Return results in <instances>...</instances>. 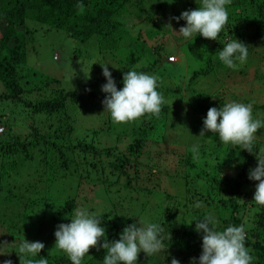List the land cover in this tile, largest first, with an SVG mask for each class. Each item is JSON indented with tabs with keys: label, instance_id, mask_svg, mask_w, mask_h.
Here are the masks:
<instances>
[{
	"label": "trees",
	"instance_id": "16d2710c",
	"mask_svg": "<svg viewBox=\"0 0 264 264\" xmlns=\"http://www.w3.org/2000/svg\"><path fill=\"white\" fill-rule=\"evenodd\" d=\"M78 5H83V12H80ZM200 5L201 0H0V105L2 107L11 105V110L13 106L21 105L30 109L32 113L43 114L44 117L41 120L43 125H29L24 136L12 133L5 138L0 136V223L5 231V236L0 238V246L6 242L2 238L18 241L12 245L6 242L4 247H0L3 248L0 253H4L0 254V264L8 259L12 264H23V259L20 261L17 256L20 255L18 246L23 239L30 242L40 241L45 245L39 255L31 259L38 260L41 256L48 259V264H71L66 254L54 246V232L58 224L71 222L73 209L78 203L69 194L61 200H58L61 198L58 196L65 193L63 189L71 181L81 184L78 175L82 174L85 168L101 172L103 175L105 171L113 174L116 177L113 180L114 184L120 181V185L124 182L128 186L132 181L146 178L145 175H148L151 178L149 180L154 181L155 186H158L159 179L166 178L168 172H160L156 163L160 162L158 160L161 151L157 150V147L161 143L160 136L166 130V124L175 123V120L170 118V100L171 96L180 90L178 87H170L158 81L157 91L165 100L159 116L146 115L136 121L133 126V140L118 154L112 147L100 148L94 142L86 140L62 144L60 141L63 136L73 130L71 117L67 114L68 100H71V103L76 102L78 97L82 100L83 96L78 91L53 90L56 80L49 76L43 78L44 75L41 74L38 83L33 87L27 88L21 83L25 74L19 73V69H22V65L26 62L28 35L31 32L29 21L38 23L48 30H62L78 43L93 42L99 54L103 53L102 56L106 59H115L120 64L118 69L109 68L112 77L121 80L120 88L123 87V75L141 60L143 65L134 70L146 74L152 73L161 59L172 65L180 61L181 57L170 51L160 55L168 45L185 44L186 48L195 43L207 52L204 66L192 71L188 86L195 78L208 75L214 71L216 64L222 63L218 53L233 39L248 45L247 60L252 67L256 66L260 60L257 56L264 52V0H231V3L226 5L229 13L228 23L215 41L204 39L199 35L194 40L185 39L178 30L185 26L186 22L171 18L179 17L181 12L195 9ZM157 21L160 25L164 24L169 30L171 29L175 36L177 35V39L170 32H166L165 26L158 28ZM146 44L150 45L148 47L152 56L150 52L138 51V48L144 50ZM249 47L252 49L249 50ZM169 56H174L175 60L169 61ZM99 79H105L102 72L96 78ZM94 85L95 82L83 83V94L96 101L99 97L92 90ZM38 87L45 88L49 94L37 100L24 98L26 93L39 89ZM196 103H199L200 108L195 107V109L206 112L210 107L219 108L225 104L222 98L214 99L209 94L203 95ZM89 104L91 107L90 102ZM5 111L0 114L2 123V117L6 116ZM253 113L254 119L264 120V104L259 105L258 110L255 108ZM48 116L54 119L49 126L45 124ZM4 120L7 118L5 117ZM3 130L1 132L4 134L7 129L3 128ZM97 131L95 129V133ZM260 138L261 140L255 141L253 153L235 146L230 149L231 156L227 158L224 155L225 152L228 153L226 149L231 148L230 146L227 145L223 154L216 150V158H213L214 168L208 169V172L206 168L210 164V159L203 148H199L198 153L190 151L187 157H184L188 172L180 175L184 179L185 195L188 197L186 200L195 202L202 199L207 201L208 206L212 205L216 208L218 213L216 220L220 222L216 225L217 231H223L228 226H244L245 247L253 257L251 264H264V206L252 201L258 181L248 178L253 160L256 158L255 154L257 152L264 154V137ZM145 141L147 144L144 143ZM148 144H150L149 150L145 151ZM144 151L149 154L146 155L147 163L141 162ZM171 151L175 154L174 149ZM50 153L56 157V160ZM83 155L87 156V160L81 159ZM237 155L242 159L240 160ZM5 157L11 161L8 166ZM19 162L24 163V170L42 167L39 171V183L43 182L40 189L33 184L18 188L17 196L13 188L3 192V185L10 184L9 180ZM224 168L227 170L223 171ZM90 169L88 171H91ZM215 169L219 170L220 174L209 173L216 172ZM190 170L197 172L195 175L197 188L192 186ZM234 173V176H230ZM43 177H46V182L43 181ZM171 181L174 182L172 179ZM200 186L204 188L199 190ZM53 190L59 194L54 196L52 199L54 201H51ZM155 190L158 188L154 187L151 194L157 196ZM171 208L165 206L158 217L147 221L160 223L164 227L163 243L167 251L170 250L161 251V260L165 264L168 262L171 264V256H177L184 251L194 252L202 249V245H197L202 244L198 242L202 241L203 234L195 231L194 223H197L196 220L201 219L205 212L194 211L196 217L190 224L185 220L177 223L178 208ZM221 212L223 215L220 214ZM251 212L253 215L248 219L247 215ZM99 217L100 226L105 228V238L108 241L118 240L120 229L132 223L139 224L141 221L134 216H110L106 212ZM245 217L251 220L247 226L244 223ZM168 233L171 239L167 238ZM105 238L101 239V243ZM90 251L93 252L92 256L83 258L81 264H102L105 250L93 248ZM142 254L139 253L137 264H145L139 260ZM190 262L191 260H188L184 264Z\"/></svg>",
	"mask_w": 264,
	"mask_h": 264
},
{
	"label": "rangeland",
	"instance_id": "374dc122",
	"mask_svg": "<svg viewBox=\"0 0 264 264\" xmlns=\"http://www.w3.org/2000/svg\"><path fill=\"white\" fill-rule=\"evenodd\" d=\"M156 26L158 28H164L165 25H160V22L157 21ZM29 29L31 32L28 35L29 45L26 50V62L22 65V69H19V73L25 74L21 79V83L27 86V88L33 87L38 83V78L41 74L44 75L43 78L49 76L56 80L53 84V90L64 89L65 91H78L83 96L82 100L78 97V101L76 102L71 103V100H68L67 114L71 117L73 130L70 134L64 135L60 142L62 144H70L75 141L86 140L88 142H94L95 145L100 148L112 147L116 150V154L124 150L128 143L133 140V126L136 124V121L127 124H114L112 122L110 114L104 110L102 104L107 94L101 91V86L106 83V79L96 80L102 72L100 64H106L108 69L113 67L118 69L120 64L115 59H106L102 56L104 55L103 53L102 55L99 54L93 42L78 43L62 30H48L38 23L31 21H29ZM165 30L168 33L170 32L171 35L177 39V35L175 36L171 29L169 30L166 27ZM145 46L144 50L138 48V51L142 50L144 53L150 52L151 54L148 47L150 45L146 44ZM185 46V44L181 46H165L164 50L160 52V55H164L167 51H170L178 57H181V60L172 65L166 60L161 59V62L156 64L155 68H153L152 73H148L158 77V81L163 84L170 87H178L180 89L171 96L170 100V118L175 120V123L169 122L166 124V130L162 136H160L161 143L159 147H157V150L161 151L159 152L158 160L160 162L156 163L159 165L160 172H168L167 177L160 178L158 186H155L154 181L149 180L151 178L148 175H145L146 178L132 181V183H129L127 186L124 182L120 185V181L114 184L113 180H115L116 177L107 171H105L103 175L101 172H95L90 168H85L81 172L82 174L78 175V181L81 182L80 185L71 181L66 184L67 188L64 187V194L56 193L53 190L51 201H54L52 199L58 194V197H61L58 200H61L68 194L72 196V198L76 200V203H78L73 209V216L76 209L82 208L90 214L97 216L106 212L109 213L110 216L128 215L147 222L158 217L162 209L167 206L170 208L172 207L171 209L178 208V215L176 217L177 223L185 220L190 224L196 217V215L193 214L194 211L205 212L203 217L211 214L215 219L217 218L218 213L216 212V208L212 205L208 206L207 201H203L202 199H198L195 202L193 200H186L188 197L185 195L184 179L180 177L182 173L188 172L184 157H187L190 151L193 152L192 149L194 146H198V149L202 147L204 153H207V157L210 159V164L206 168L208 172V169L212 170L214 168L215 160L213 158H216V150L218 153H222L230 146L231 148L226 149L228 153L226 154L225 152L224 155V157L228 158L231 156L229 152L230 149L235 146L222 144L216 134L206 132L205 136H199L207 112L202 109H195V107L200 108L199 103L196 102L203 95L209 94L214 99L222 98L225 104L230 102L244 104L252 103L254 107L252 108V112H254L255 108L258 110L259 105L264 104V52L257 56L260 60L254 67L250 65L248 60L242 66L237 61V68L235 70L227 68V66L225 67L222 63L216 64L214 71L206 76L195 78L188 86L189 76L192 71L204 66L207 52L206 50L203 51L202 47L195 43L193 46H188L186 48ZM251 49L249 47V50ZM121 54L122 53H120V55ZM150 56H152V54ZM142 62V60L139 61L132 70L141 67L140 65H143ZM114 80L117 90L121 89L119 87L121 85V80L118 78ZM94 82L95 85L92 90H94V93L99 97L96 101L94 98L87 97V95L83 94V83ZM38 88L39 89L36 88L32 92L26 93L24 98L37 100L49 94L46 92L45 88ZM89 102L91 103V107L89 106ZM11 107V105L7 107H2L0 105V114L6 110L4 113H6L5 117L7 118V120H4L5 117H2L3 123L2 121L0 122V126L5 130L7 129L4 134L0 132L1 137L5 138L9 133L24 136L27 134L29 125H43L41 121L42 118H44L43 114L32 113L30 109L21 105L13 106L12 110ZM256 114H258V112ZM53 120L52 116H48V120L45 121V124L47 123V126H49ZM95 129L98 130L97 133H95ZM261 136L264 137L263 128L257 131L256 140H261ZM144 143L147 144V141ZM149 147L150 144H148L147 148L144 150L148 151ZM171 149L175 150L173 151L175 154L171 153ZM145 151L143 152L144 155H142L141 162L147 163L146 155L149 154ZM50 155L56 160V157L52 153H50ZM154 156H156V154H154ZM237 156L239 157V155ZM239 158L240 160L242 159L241 157ZM4 159L8 166V163L11 161H9L7 157ZM15 159L16 157L14 160ZM81 159L85 161L87 160V156L83 155ZM89 160L88 157V161ZM253 161L252 169L257 165V158ZM17 165L11 180H9L10 184L6 183L3 185V192L7 191L9 188H13L17 196L18 188L21 186L28 187L35 184L36 188L40 189V187H42L43 182L42 184L39 183V171L42 169L41 166H39V168L34 167L31 170H24L23 162H19ZM89 169L91 171H88ZM215 170L216 172L212 171L209 173L220 174L219 170ZM226 170V168L223 169V171ZM190 172L192 173L190 174L192 177V186L197 188L195 180L197 179L195 177L197 172L194 170H190ZM234 175L235 173L230 174V176ZM45 178L46 177H43V181H45ZM171 179L174 182H172ZM176 180L178 181L176 182ZM154 187L158 188V190H155L157 196L151 194ZM202 188L204 187L200 186L199 190ZM252 213L253 212L247 215L248 219L251 218L253 215ZM220 214L223 215L222 212ZM247 218H244L245 226L251 223V220ZM219 223L220 222L216 220V225ZM122 230L123 229H120L119 231L118 239ZM4 233L5 231L0 223V238L5 236ZM197 239L198 238H196L195 241H197ZM2 240L8 242L10 245L18 242L17 240L12 241L8 238H2ZM6 242H3L0 247H4ZM198 243H202V241ZM201 245L202 244L197 246ZM1 249L3 250V248H0V250ZM201 252L202 249L194 250V252L184 251L177 256L171 257L179 260L180 264H184L188 260L196 258V264H199L198 258ZM92 253L93 252L89 251L88 255L84 258L91 257ZM160 255H162L161 252L149 258V256L143 253L142 256L139 257V260L145 264H165L162 262V257ZM167 264H169V262Z\"/></svg>",
	"mask_w": 264,
	"mask_h": 264
},
{
	"label": "clouds",
	"instance_id": "9594fccd",
	"mask_svg": "<svg viewBox=\"0 0 264 264\" xmlns=\"http://www.w3.org/2000/svg\"><path fill=\"white\" fill-rule=\"evenodd\" d=\"M230 3L231 0H201L199 7L183 11L179 17L171 19L186 22L185 26L178 30L183 38L194 40L199 35L215 41L228 23L229 13L226 5ZM78 8L83 12V5H78ZM169 27L171 28V25ZM248 55V45L237 39L227 42L218 53L219 60L234 70L237 68L236 62L242 66ZM100 66L106 79L101 91L107 94L102 104L114 124L138 121L146 115L159 116L165 100L157 91L158 77L130 70L123 75V87L117 90L107 65ZM252 108V103L238 102H230L219 108L210 107L199 136H205L206 132L216 134L222 144L238 146L253 153L256 134L258 130L264 128V120L254 119ZM192 150L198 153V146H194ZM256 158L257 165L250 170L248 178L258 181L252 201L264 206V154L257 152ZM70 221L56 226L54 246L66 254L71 264H81L82 259L93 248L105 250L102 264H137L141 252L146 256H152L167 251L163 243L164 227L160 223L145 221H140L139 224L132 223L122 230L118 240L108 241L105 238V228L100 226L99 216L81 208L75 210ZM196 221L195 231L203 234L199 264H251L253 257L245 247L246 233L243 225L228 226L223 231H217L216 219L211 214ZM102 238H105L103 243ZM167 238L171 239L170 233ZM44 247L40 241L30 242L23 239L18 246L20 255L17 256L20 261L23 259V264H48L45 257L31 259L39 255ZM3 264H12V261L4 260ZM171 264H180V261L172 258ZM190 264H196V258H192Z\"/></svg>",
	"mask_w": 264,
	"mask_h": 264
},
{
	"label": "built area",
	"instance_id": "2783aa9c",
	"mask_svg": "<svg viewBox=\"0 0 264 264\" xmlns=\"http://www.w3.org/2000/svg\"><path fill=\"white\" fill-rule=\"evenodd\" d=\"M169 60H175V57L174 56H170L169 57ZM3 130V127H0V132Z\"/></svg>",
	"mask_w": 264,
	"mask_h": 264
}]
</instances>
